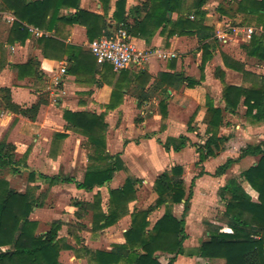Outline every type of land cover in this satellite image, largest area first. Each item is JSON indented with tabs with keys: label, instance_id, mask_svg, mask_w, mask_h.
<instances>
[{
	"label": "crops",
	"instance_id": "crops-1",
	"mask_svg": "<svg viewBox=\"0 0 264 264\" xmlns=\"http://www.w3.org/2000/svg\"><path fill=\"white\" fill-rule=\"evenodd\" d=\"M117 1L119 0H109L108 4L104 6L99 0H80L79 8L86 12L103 16L106 26L109 28V36H111L114 33L115 21L113 19V14L116 9ZM124 1L125 17L132 18L134 8L141 7L146 0ZM197 1L198 0H183L177 12L169 13L168 17L171 21L177 20L178 17L187 18L190 21H195V24L205 28L206 31L195 30L191 35H176L167 38L166 33H161V29H157L148 42L144 39L130 36L132 43L139 50L170 53L174 54L175 57L166 59L153 57L143 65H132L127 69L117 72L113 69L103 68L102 66L94 64L93 67L84 69L81 72V76L78 77L68 73L70 64L68 63L67 56L61 53H51V56L46 58L42 55L37 45L39 36L36 35V32L32 31V29H34L32 27H27L29 36L24 43L15 42L9 45L7 40L9 30L14 22V17L12 12L3 11L1 9L0 0V18L2 20L0 24V89H7L11 102L21 109L29 108L38 101L42 102L35 119L30 120L24 116L8 111L0 97V141L14 146V160L18 162L22 161L21 169H26L27 161L28 163L30 162L31 158L40 150L41 146H44L46 150L50 147L51 137L47 138L44 135L43 129L51 128L53 122L50 121V118L53 117V115H56V118L58 117V123L56 124L64 129V132L56 131L55 135H66L65 139L60 141L61 155L69 147L71 148L72 155L77 156L82 152L83 146L86 144V139L81 135L73 133V131L67 130V123L62 118L63 112L66 110L105 115L106 122L109 123V128L106 133V153L110 156H119L125 167L124 170L119 172H125L129 169V153L132 149L143 146L146 141L154 142V140H151L153 136L148 135L144 136L145 140H142V138L139 142L136 140L137 137L135 139L132 137H125L123 125L132 123L134 114L144 116L145 110L151 105H154V109L159 108L162 101L165 103L168 118L166 120V129L160 131L157 138H162L164 141L162 142L157 139L159 143V145L156 146L157 150L151 146V155L158 157V159L161 160V162H159L161 164H169L172 160V155L181 157L184 152L186 153L189 140H196L202 137L204 141L207 139L208 136L205 133L207 126L204 123V118L206 114V102L208 100H210L213 107L223 111L222 126L219 128L218 137H222L226 139V141L219 154L215 158H211L209 162H206L205 167H207V164H211V162H217L216 170L219 166L223 165L226 160L237 158L242 148L238 150V154L234 155L229 154L228 148L225 149L227 143L234 139V137L230 136L232 132H234L233 134H235L238 139L253 135L256 137L255 144L264 141V122L256 123L247 118L245 116V108L241 104L239 106L241 109L240 113L244 117L241 124L244 126L236 124L234 126L235 131H233V126L229 125L227 122H233V118L239 110L237 109L235 113L225 111V104L222 100L223 84L249 89L255 81H261L264 72V56L258 48H264V0H204L200 7L196 6ZM61 13L62 15H67L72 13V11L63 10ZM144 14V12L140 11L139 14L135 16L138 17V19H142ZM10 18H13V20L9 21ZM248 30H250L251 33H249ZM39 33L44 36L53 35V32ZM56 39L65 45L78 47L92 56L89 51L91 43L88 41L86 31L83 27L77 25H60ZM253 43L255 44L253 45ZM204 45H207V53L209 54L205 63H203ZM29 61L34 62L31 71L29 69L26 74L25 71L19 72L17 70V66L25 65ZM62 67H65L66 73L61 77V82L56 89V93L51 95L49 91L50 97L47 96V94L42 95L45 86L48 83L50 84L54 77L59 75L60 68ZM221 73L223 75V84L220 80ZM243 73H245L246 76H244ZM174 74L179 76L178 80H163L164 78L162 75L171 76ZM183 79H192L196 81L197 84L194 87H190ZM46 90L48 89L46 88ZM113 90H119L120 96L117 100L118 103L114 109L107 110ZM173 109H175V112L172 111ZM45 114L47 118L42 120ZM148 114H152V112L148 111ZM158 115H160V112L159 114L155 113L153 115V120H158V122H160L161 117ZM136 120L141 123V118ZM147 122L148 121L143 120L141 126L144 128ZM175 124L177 125L176 128L174 127ZM32 130H35V133H33ZM174 131H177V133ZM180 137H185L187 139L184 148L179 151H173L171 148L168 151L164 150L163 145L170 141H176ZM204 141L200 143V145L196 143L193 144L197 158V148L203 145ZM31 143H33V145ZM30 145H32V147ZM54 146H57V144H54ZM228 146L229 145H227V147ZM53 154L55 155L56 153ZM16 155L21 157L15 159ZM155 163L156 162L152 163L154 164L153 166L157 164ZM202 163L204 164L205 161ZM202 163H198L197 161L198 165ZM254 164L255 159L248 156L239 160L232 167L245 165V168L241 171L243 172ZM51 166L52 169L57 171L51 176L41 173L40 169L31 168V170H26L47 177L60 176L62 178H73L77 182H81L89 165L87 159H85L84 173L79 178L61 174L59 171V159L58 161L51 162ZM173 166L175 165L172 163V167ZM202 172L204 174L197 178L200 179V181L203 180L202 177L204 175L215 178V176H213L214 172L209 173L210 171H208L207 168ZM6 173L13 174L11 171H6ZM4 179L7 181L6 178ZM228 179H226V181ZM113 181L112 178L104 187L94 188L91 192L79 190L74 184L70 183H59L53 185V187L72 186V192L76 195L75 197L73 196V198H78L77 195L83 194L86 196L91 193L95 195L102 189L107 190L109 187L115 189L117 187H113ZM226 181L223 182L221 187ZM41 182L45 183V181ZM27 183L28 186L23 192H32L33 190H31V188L33 189L37 186L34 185V182L29 183L28 178ZM240 184L252 200L255 199L256 201L257 194L250 186L243 180H240ZM75 202L91 204L93 201L74 199L72 203L73 211L71 217L75 222L81 224L80 222L84 220V217H87L86 215L89 216L88 222H82V224L79 225L81 233L88 235L85 242L82 243V248L92 251H110L114 245L124 243L123 234L129 227L126 219L117 224L118 227H122L121 240L111 242L104 249L98 248V246L102 244H107L105 237L109 236L117 226L94 232L91 224V211L87 209L85 213L83 212L85 214V216H83L82 212L78 211L74 206ZM37 208L38 207L34 208V213L37 211ZM172 214H175L173 207ZM33 215L34 214L31 216ZM186 218L185 231L187 225ZM54 222L59 223L62 228L63 224L60 220ZM152 226L153 224L151 227ZM206 236L208 237V232H206ZM198 247L199 245L193 249L186 250L183 244L184 254L177 256L173 264H194L196 261H201L202 259L195 255V251ZM63 251L61 253H64ZM72 258L76 261V264H87V260L83 255L73 256ZM167 258L170 259L171 256L167 255ZM168 260L165 264H167ZM158 261L160 264H164L160 260ZM203 262L204 264H212V262L224 264L222 260H204ZM119 264L128 263L121 261Z\"/></svg>",
	"mask_w": 264,
	"mask_h": 264
},
{
	"label": "trees",
	"instance_id": "trees-1",
	"mask_svg": "<svg viewBox=\"0 0 264 264\" xmlns=\"http://www.w3.org/2000/svg\"><path fill=\"white\" fill-rule=\"evenodd\" d=\"M79 1L1 0V9L12 12L14 17L9 30L8 44L24 43L29 36L27 27L44 33L53 32L52 36L41 35L37 39L42 55L46 58L51 56V53L67 56L70 64L68 73L81 76L84 69L96 64L95 58L78 47L68 46L57 40L59 26L83 27L90 43L101 37H109L110 34L104 17L81 10ZM99 1L104 6L109 2V0ZM203 1L198 0L196 6L200 7ZM182 2L183 0H146L141 7L134 8L131 18L125 17V1L119 0L116 2L113 14L115 21L113 31L122 27L129 36L144 39L146 42L157 29H161V33H166L167 38L191 35L195 30L206 31L205 28L195 24V21L184 17L171 21L168 14L176 13ZM63 10H70L72 13L62 15ZM140 11L145 13L142 19L135 16ZM207 48V45L203 46V63L209 57ZM258 49L264 56V48ZM33 64V61H29L16 68L19 72L25 71L27 74ZM102 67L112 70L109 65ZM243 75L246 76L245 73ZM162 77L163 80L176 81L179 76L174 74L162 75ZM183 80L190 87L197 84L192 79ZM220 80L223 84L222 73ZM119 96V90L112 91L107 110L116 107ZM0 97L8 111L30 120L35 119L42 104L38 101L29 108L21 109L11 102L7 89H0ZM222 100L225 111L235 113L241 104L245 108L247 118L256 123L264 122V85L261 81H255L249 89L223 84ZM160 111L164 119L166 117L164 101L160 103ZM222 113L221 109L213 107L210 100L206 102L204 123L207 126L205 133L208 137L203 145L197 148L198 163L216 157L226 141L218 137L219 128L222 126ZM62 118L67 123V130L74 131L86 139L87 160L90 165L82 181L28 172L29 183H33L37 177L50 185L70 183L79 190L91 192L94 188L104 187L116 172L125 169L118 155L110 156L106 153L105 135L108 126L103 114L66 110ZM65 137L64 134L55 135L58 141ZM186 143L187 139L180 137L176 141L166 143L163 148L165 151L170 148L179 151L186 146ZM14 149L13 145L0 141V264H60L58 261L60 251L72 250L58 235L60 224L54 222L44 234H38V223L30 219L33 209L39 206L37 199L31 191L17 192L11 189L8 181L2 177L5 171H11L13 174L20 172L21 162L14 160ZM248 156L255 159V164L241 172L240 179L235 177L228 179L218 191L220 199L225 201L223 219L229 231H222L219 227L208 228L207 240L195 251V255L201 259L222 260L224 264H264V141L242 148L237 158L226 160L215 170L213 176L224 175L235 163ZM202 174L204 173L201 171L192 178L187 192L181 178L180 166H173L169 171L157 176L153 184L157 198L147 210H133L129 214L130 224L123 234L124 243L114 245L110 251L82 248L81 252L87 264H119L121 261L128 264H160L158 254L171 256L167 264H173L177 256L184 254L183 242L187 238L185 218L190 209L195 180ZM240 180L245 181L257 194L255 202L243 190ZM139 183L138 179L128 177L119 189L109 190L106 211L102 210L99 192L94 195L91 204L75 202L74 206L80 212L85 213L87 209L91 211L93 231L108 228L128 213V204L135 200ZM181 204L183 210L178 219L173 216L172 207ZM162 206L165 208L163 215L149 228L148 216Z\"/></svg>",
	"mask_w": 264,
	"mask_h": 264
},
{
	"label": "rangeland",
	"instance_id": "rangeland-1",
	"mask_svg": "<svg viewBox=\"0 0 264 264\" xmlns=\"http://www.w3.org/2000/svg\"><path fill=\"white\" fill-rule=\"evenodd\" d=\"M1 18H0V24H1ZM3 38V37H2ZM49 83L44 88V93L42 95L47 94L49 96V90L48 89ZM46 91V92H45ZM50 97V96H49ZM48 97V98H49ZM154 105L149 106L148 109L145 110V115L140 116L139 114H134L132 118V123L123 125V133L125 134V137H132L133 139L139 140H145L144 136H153L151 142L146 141L145 144L141 147L134 148L129 153L128 160L130 162V167L125 172H119L115 173L113 176V187H117L115 189H119L121 186H123L126 178L130 177L133 179H138L140 183L137 186V192L135 196V200L128 204V213L122 216L114 225L117 226L118 223L122 222V220L126 219L128 224H130V213L133 210L137 211H145L147 210L151 205L154 204L157 196L154 192L153 184L155 179L157 178V175H160L163 172L169 171L172 167V163L176 166L179 165L182 168V175L181 178L184 181V188L187 192L189 190L190 182L192 178L196 177L200 173V171L207 170L210 171L209 173H213L217 162H211V164H207V167H205L206 162H209L211 158L207 159L205 163L198 165L197 164V155L195 154V147H193V144H199L204 141L203 137L196 139V140H189V145L187 148L186 153L184 152L183 155L176 156L172 155V160L167 163H159L161 162L160 159L156 156L151 155V149L152 147L157 150V147L159 143L157 142V139L160 141H164L162 138H157V135H159L160 131H164L166 129V120L168 118L167 112L166 117L162 119L161 117V111L160 106L159 108L154 109ZM239 112L235 115L233 118V122H227L229 125L233 126V131H235L234 126L241 125L242 120H244V117L241 115L240 107L238 108ZM148 111L152 112V114H148ZM172 111L175 112V109ZM161 117V121L158 122V120H153V115L159 114ZM48 114V113H47ZM56 115H53V117L50 118V121L53 123L51 124V128H45L44 135L48 138L51 137L50 140V147L48 150L44 146H41L40 150L31 158L30 162L26 163V169L31 170V168L40 169L41 173L47 174L49 176L55 174L57 171L52 169L51 162L60 160V173L63 175H69L74 176L75 178H79L84 173V163L85 159H87V148L86 144L83 146L82 152L80 154L72 155L71 154V148L69 147L66 149V151L63 152L61 155L60 150V141L55 139V132L60 131L64 132V129L61 128L59 125H57V118ZM47 115L45 114L42 120L46 119ZM141 118V123L137 122L136 119ZM104 120L105 115H104ZM146 120L148 121L146 126L143 128L142 121ZM108 128L109 123L106 122ZM118 126V124H117ZM163 127V128H162ZM175 128L177 125L175 124ZM26 129V128H25ZM160 129V130H159ZM33 133H35V130H32ZM71 131V130H69ZM108 131V129H107ZM28 132V131H27ZM177 133V131H174ZM180 132V131H179ZM73 133L80 135L73 131ZM107 133V132H106ZM232 132L230 134L231 137H234L233 141H229L227 145L225 146V149L228 148L229 154L234 155L238 154V150L247 146V144H254L256 142V137L253 135L249 137H243V139H238L235 134ZM141 135V136H140ZM105 142H106V135H105ZM33 145V143H31ZM54 144L57 146H54ZM32 145H30L32 147ZM59 146V147H58ZM152 146V147H151ZM53 153H56L55 155ZM21 156L16 155L15 159H19ZM60 157V158H58ZM215 158V157H214ZM27 160V159H26ZM51 160V161H50ZM22 162V161H21ZM156 162L155 166H153ZM88 165H90L89 161L87 160ZM245 168V165H238L232 167L230 170L226 172L225 175L221 177H212L208 175H204L202 178L203 180L200 181V179L195 180V185L192 189V199L190 201V209L186 218L187 225H186V234L187 239L185 240L184 247L186 250L193 249L200 245L202 242L207 240L206 232L208 228H221L222 231H228V229L225 226V222L223 219V213L225 210V201L220 199L218 195V191L223 184V182L226 181V179L230 177L239 178V175L241 171ZM26 169H20V172L18 174H11L6 173V171L2 174L3 178H6L9 186L11 189L15 191H21L23 192L25 188L28 186L27 183V170ZM240 179V178H239ZM34 185H37V188H31L33 196L37 199L39 206L37 208V211L34 213V209L31 213L34 214L33 216L30 215V218L32 220H35L38 223V234H44L49 228L52 222L56 220H60L63 224L62 228H60L59 236L64 241L65 245H68L72 248V251H66L61 250L59 253L58 261L60 264H76V261L72 258L73 256H80L83 255L81 252V249L83 247V244L85 242V239H87L88 235H85L84 233H81V230H79V225L82 224V222L86 223L88 222L89 216L84 217V220L80 222L81 224H78L75 222V220L71 217V213L73 211V201L74 199H79L81 201H93L94 194H87L85 195H77L78 198H73L76 195L72 192V186H54L50 185L48 183H42L39 178L34 179ZM113 190L110 187L107 188V190L102 189L99 191L100 197H101V207L103 211L107 210V203H108V191ZM255 201V199H253ZM164 211V206L158 208L157 210L153 211L147 218V221L149 222V228L152 224L157 221L160 216L162 215ZM173 211H175V216L180 217L181 211H182V204L181 205H175L173 206ZM174 213V212H173ZM83 216L85 214L82 212ZM173 215V216H174ZM174 216V217H175ZM110 226V227H112ZM108 227V228H110ZM129 228V227H128ZM107 229V228H105ZM121 229L122 227H118L111 233L109 236L105 237L106 245H100L98 248L104 249L108 244L111 242H117L121 240ZM104 230V229H102ZM100 231V230H98ZM97 232V231H94ZM105 234V233H103ZM124 239V237H123ZM77 240H79V243H77ZM120 245V244H119ZM5 250V249H3ZM64 253H61V252ZM71 258V259H70ZM169 258H167V255L165 254H158V260L163 262L164 264ZM203 261L205 259H202ZM196 261L194 264H204L203 261ZM212 264H221L218 262H212Z\"/></svg>",
	"mask_w": 264,
	"mask_h": 264
},
{
	"label": "built area",
	"instance_id": "built-area-1",
	"mask_svg": "<svg viewBox=\"0 0 264 264\" xmlns=\"http://www.w3.org/2000/svg\"><path fill=\"white\" fill-rule=\"evenodd\" d=\"M10 18L9 21H12ZM36 35L41 36L38 30L32 29ZM251 33L250 30H248ZM89 51L95 58L96 64L99 66L109 65L114 71H121L127 69L132 65H143L151 58L157 57L159 59L173 58L174 54L162 53L151 50H139L132 43L128 33L119 27L109 37H101L97 41L91 43ZM66 73L65 67L60 68L59 75L54 77L49 84L48 90L51 95L56 93V89L60 85L61 77ZM262 85H264V72L261 78Z\"/></svg>",
	"mask_w": 264,
	"mask_h": 264
}]
</instances>
